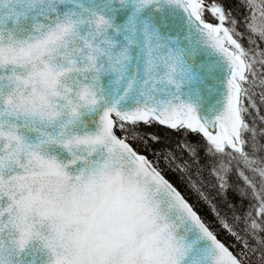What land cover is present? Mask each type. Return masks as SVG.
Instances as JSON below:
<instances>
[{
  "label": "snow or ice",
  "instance_id": "snow-or-ice-1",
  "mask_svg": "<svg viewBox=\"0 0 264 264\" xmlns=\"http://www.w3.org/2000/svg\"><path fill=\"white\" fill-rule=\"evenodd\" d=\"M0 264H264V0H0Z\"/></svg>",
  "mask_w": 264,
  "mask_h": 264
}]
</instances>
